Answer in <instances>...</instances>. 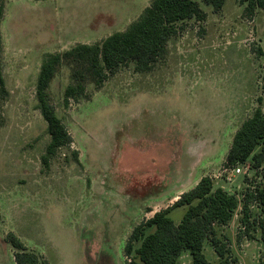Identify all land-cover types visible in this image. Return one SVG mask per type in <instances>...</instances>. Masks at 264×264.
<instances>
[{
	"label": "rangeland",
	"instance_id": "obj_1",
	"mask_svg": "<svg viewBox=\"0 0 264 264\" xmlns=\"http://www.w3.org/2000/svg\"><path fill=\"white\" fill-rule=\"evenodd\" d=\"M194 1L205 19L184 21L150 72L129 63L100 86L86 76L84 94L66 104L75 82L65 63L58 68L48 94L72 143L44 163L50 138L35 97L43 59L124 31L150 0H0V264H15L9 233L39 264H129L132 230L202 177L242 199L255 178L251 161L225 159L241 123L256 108L264 113V12L225 0L214 13ZM240 208L218 236L229 238L238 264H259V233L237 239ZM184 212L169 217L178 224ZM204 254L216 264L208 241ZM179 261L192 264L187 253Z\"/></svg>",
	"mask_w": 264,
	"mask_h": 264
},
{
	"label": "trees",
	"instance_id": "obj_2",
	"mask_svg": "<svg viewBox=\"0 0 264 264\" xmlns=\"http://www.w3.org/2000/svg\"><path fill=\"white\" fill-rule=\"evenodd\" d=\"M214 13L219 12L225 0H201ZM247 2L248 14L258 8L264 12V0H240ZM4 5L0 3V24ZM202 21L205 13L194 0H150L140 16L124 31L115 32L100 43L78 44L63 52L48 54L40 66L35 89L38 109L46 123L50 138L42 161L47 163L60 150H69L72 139L62 121L57 117L48 94V89L58 68L65 63L71 72L74 84L64 92V103L77 101L85 91L84 80L89 77L97 86L129 63L135 71L147 73L167 53L168 41L182 29L184 21ZM2 41L0 34V94L6 95L1 66ZM76 161V152H73ZM251 161L255 178L245 181L242 199L238 200L222 188H214L211 177L204 176L193 189L179 195L178 199L153 214L151 218L136 226L125 246V256L131 257L129 264H181L180 257L187 253L192 264H210L204 254V243L209 242L216 255V264H238L233 255L228 237L218 236V229L230 223L241 204L237 239L251 238L250 232L259 233L261 256L264 264V113L256 108L235 132L225 163L235 167ZM260 177L259 180H255ZM259 209L252 216L251 206ZM183 207L184 215L175 224L169 217L171 210ZM149 232L146 233V230ZM6 241L15 250V264H39L40 257L28 251L18 237L9 233ZM137 244V246H135ZM45 264V263H44Z\"/></svg>",
	"mask_w": 264,
	"mask_h": 264
},
{
	"label": "crops",
	"instance_id": "obj_3",
	"mask_svg": "<svg viewBox=\"0 0 264 264\" xmlns=\"http://www.w3.org/2000/svg\"><path fill=\"white\" fill-rule=\"evenodd\" d=\"M181 194V192L180 193H178L177 195H175L171 200H170V202H175L177 199H178V197H179V195ZM258 238H259V235L257 236V243L259 244L260 242L258 241Z\"/></svg>",
	"mask_w": 264,
	"mask_h": 264
},
{
	"label": "built area",
	"instance_id": "obj_4",
	"mask_svg": "<svg viewBox=\"0 0 264 264\" xmlns=\"http://www.w3.org/2000/svg\"><path fill=\"white\" fill-rule=\"evenodd\" d=\"M231 171L238 174L240 172V169H239V167H236V168H233Z\"/></svg>",
	"mask_w": 264,
	"mask_h": 264
}]
</instances>
